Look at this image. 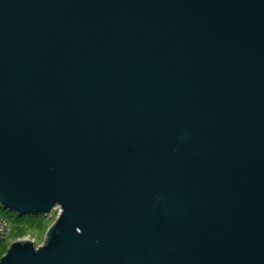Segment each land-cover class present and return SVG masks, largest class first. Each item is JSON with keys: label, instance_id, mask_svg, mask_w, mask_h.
Listing matches in <instances>:
<instances>
[{"label": "water", "instance_id": "obj_1", "mask_svg": "<svg viewBox=\"0 0 264 264\" xmlns=\"http://www.w3.org/2000/svg\"><path fill=\"white\" fill-rule=\"evenodd\" d=\"M0 204L60 209L0 264H264V0H0Z\"/></svg>", "mask_w": 264, "mask_h": 264}, {"label": "trees", "instance_id": "obj_2", "mask_svg": "<svg viewBox=\"0 0 264 264\" xmlns=\"http://www.w3.org/2000/svg\"><path fill=\"white\" fill-rule=\"evenodd\" d=\"M0 212L13 219L14 223L16 224L15 236H23L29 231H38L43 233L54 220L51 219L50 216H45L44 214L40 213H27L20 215L12 211L10 213L9 210L4 208H2ZM1 255L2 253L0 252V256Z\"/></svg>", "mask_w": 264, "mask_h": 264}, {"label": "built area", "instance_id": "obj_3", "mask_svg": "<svg viewBox=\"0 0 264 264\" xmlns=\"http://www.w3.org/2000/svg\"><path fill=\"white\" fill-rule=\"evenodd\" d=\"M59 211L60 209L56 208L52 210V213H54V216L56 217ZM15 231L16 224L13 219L0 212V244H2L4 248H7L12 241L18 239H30L27 234L23 236H15Z\"/></svg>", "mask_w": 264, "mask_h": 264}, {"label": "rangeland", "instance_id": "obj_4", "mask_svg": "<svg viewBox=\"0 0 264 264\" xmlns=\"http://www.w3.org/2000/svg\"><path fill=\"white\" fill-rule=\"evenodd\" d=\"M1 204H0V211L2 210L1 208ZM9 212L11 213V210H9ZM13 212V211H12ZM9 213V214H10ZM13 215V214H11ZM51 219L55 220V216H52ZM53 220V221H54ZM27 236L33 241L34 245L37 247L38 245H41L43 243L44 240V235L45 232H38V231H29L28 233H26ZM6 251V248H4V246L2 244H0V252L3 254Z\"/></svg>", "mask_w": 264, "mask_h": 264}]
</instances>
